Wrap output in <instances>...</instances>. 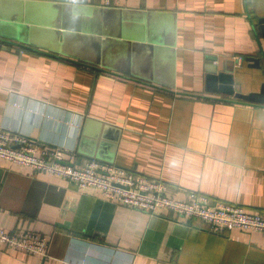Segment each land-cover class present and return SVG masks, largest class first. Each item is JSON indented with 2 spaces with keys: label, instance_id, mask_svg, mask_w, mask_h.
<instances>
[{
  "label": "crops",
  "instance_id": "1",
  "mask_svg": "<svg viewBox=\"0 0 264 264\" xmlns=\"http://www.w3.org/2000/svg\"><path fill=\"white\" fill-rule=\"evenodd\" d=\"M261 17L264 0H0V127L264 217V102L206 84L217 66L260 90ZM0 226L49 240L48 256L0 245V264H264L263 232H213L2 159Z\"/></svg>",
  "mask_w": 264,
  "mask_h": 264
},
{
  "label": "built area",
  "instance_id": "2",
  "mask_svg": "<svg viewBox=\"0 0 264 264\" xmlns=\"http://www.w3.org/2000/svg\"><path fill=\"white\" fill-rule=\"evenodd\" d=\"M237 60L239 62L241 57ZM0 159L65 178L80 188L96 189L107 199L149 214L166 209L176 218L199 219L213 232L239 229L264 233V217L257 211L237 203L211 201L199 192L179 200L167 193L168 185L161 179L149 178L96 158L75 163L64 156L62 148L38 147L27 136L4 127H0ZM0 245L48 256L49 240L35 230L13 232L0 226Z\"/></svg>",
  "mask_w": 264,
  "mask_h": 264
},
{
  "label": "water",
  "instance_id": "3",
  "mask_svg": "<svg viewBox=\"0 0 264 264\" xmlns=\"http://www.w3.org/2000/svg\"><path fill=\"white\" fill-rule=\"evenodd\" d=\"M258 22L260 23L261 30L264 35V17L258 18ZM248 61L254 62L258 65L256 58L248 57ZM207 88L213 91H220L223 93L234 94L236 97L251 101L262 103L264 102V82L262 83L260 90L258 92H249L247 94L237 92L234 88V79L233 74L229 69H224V71H219L217 66H210L207 69Z\"/></svg>",
  "mask_w": 264,
  "mask_h": 264
}]
</instances>
